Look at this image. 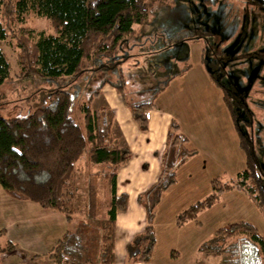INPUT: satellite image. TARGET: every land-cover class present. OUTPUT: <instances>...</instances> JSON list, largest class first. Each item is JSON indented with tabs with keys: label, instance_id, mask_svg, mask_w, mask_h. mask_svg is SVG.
Segmentation results:
<instances>
[{
	"label": "trees",
	"instance_id": "1",
	"mask_svg": "<svg viewBox=\"0 0 264 264\" xmlns=\"http://www.w3.org/2000/svg\"><path fill=\"white\" fill-rule=\"evenodd\" d=\"M157 1L166 2L0 0V41L6 38L9 25L14 21L23 22L24 15L29 12L45 17L53 29V33H45L20 28L17 35V60L21 74L37 73L52 79L71 75L72 78L67 82L73 83L86 71L109 72L87 94L85 100L76 105L72 101L81 93L79 85H75L73 91L59 86L47 92L44 104L25 114L0 115V187L14 198L27 199L42 208L57 211L69 224L73 223L72 228L67 229L47 253L53 264H113L115 215L125 209L127 204L126 193L116 194L115 177L118 168L130 159L131 151L113 138V111L106 106L93 109L91 101L105 83L113 86L125 101V80L117 63L129 55H122L120 44L124 43L125 37L135 32V25L147 20L152 3ZM202 37L197 34L189 39L201 40ZM201 42L204 44L201 63L222 92L223 101L239 133L246 166L226 181L229 183L221 184L220 179H213L207 196L177 213L175 221L181 224L195 218L201 209L217 199L219 192L233 185L249 192V197L264 217V173L250 134L240 126V114L244 112L242 109L246 111L243 98L231 82L227 84L219 78L225 55L218 49L215 40L214 44L203 39ZM92 60L93 67L83 66L86 61ZM9 68V62L0 47V83L7 80ZM154 94L148 100L133 104L125 101L140 131L147 130V110L155 106ZM185 143L186 137L179 131L175 120H171L160 153L159 174L149 187L137 195V202L145 211V225L127 244L130 262L147 263L151 258L155 242L152 224L155 205L160 195L175 182L177 168L195 154V150L187 149ZM85 149L90 164H103L101 176L110 194L100 219L97 218V195L90 175L82 208L76 209L67 195V181L76 160ZM74 214L85 219L74 221ZM3 234L0 230V238ZM14 248L13 241L4 240L0 243V253ZM198 250H204L209 255H221L222 264H264V237L246 220L217 227L199 244Z\"/></svg>",
	"mask_w": 264,
	"mask_h": 264
},
{
	"label": "crops",
	"instance_id": "2",
	"mask_svg": "<svg viewBox=\"0 0 264 264\" xmlns=\"http://www.w3.org/2000/svg\"><path fill=\"white\" fill-rule=\"evenodd\" d=\"M222 12V8L213 11L214 26L218 31L221 30ZM205 14L208 17V12ZM185 18L191 22L186 11ZM199 22V28L181 23L172 33L157 27L152 37L156 48L148 50L145 47V51L138 52L133 46L130 50V57H159L161 64L167 63L165 59L183 62L180 68L175 64L168 74L163 71L165 84L154 94L155 106L147 110L146 131L137 128L127 104L110 84L102 85L100 93L91 101L93 109L106 106L113 111V138L131 151L130 159L118 168L115 177L116 194L126 193L127 204L115 215L113 264H208L210 255L204 250L199 251V244L217 227L237 220H247L264 237V217L260 209L238 186L219 192L217 199L201 209L195 218L181 224L175 221L177 213L207 196L215 176L220 175L221 181L228 180L246 166L239 133L222 92L201 63L202 43L198 38L189 39L204 29ZM206 22L202 21V25ZM178 39L183 40L175 42ZM159 40L166 43L162 46ZM125 69L127 67L120 70L128 87ZM171 120H175L186 137L185 147L195 150V154L177 168L175 182L160 195L155 205L152 222L155 242L149 262H130L127 244L145 225V211L137 202V195L159 174L160 153ZM67 223L61 213L27 199L14 198L0 187V230L4 232L1 242L13 241L15 248L18 246L28 252L27 256L13 250L2 252L0 264H53L47 253L66 231ZM215 256L219 258L216 257L217 264H222V256Z\"/></svg>",
	"mask_w": 264,
	"mask_h": 264
},
{
	"label": "rangeland",
	"instance_id": "3",
	"mask_svg": "<svg viewBox=\"0 0 264 264\" xmlns=\"http://www.w3.org/2000/svg\"><path fill=\"white\" fill-rule=\"evenodd\" d=\"M166 1L168 4L159 1L152 3L151 14L148 15L147 20L141 25H135V32L125 37L123 40L125 44H120L122 48L120 46L119 48L122 50V55L127 53L130 57V50L133 46L137 47L138 52L145 51V47L149 48L148 50H151V47L156 48L157 44H153L155 42L152 37L155 36L153 30L157 27L170 30L172 33L177 29L176 27L179 28L181 23L187 22L186 24L189 26L199 28V21H201V26L204 27L202 31H206L201 32L203 34L200 33L203 36V41L211 43L214 38L219 40L218 49L223 51L225 55L222 59L223 68L220 70L219 78L224 83L231 82L243 98L246 111L242 109L244 112L240 114V126L246 133L250 134L254 143L255 154L264 173V0H211L210 3L205 2V0ZM179 3L182 4L178 5ZM218 8H222L223 11L220 19V31L216 29L213 21V11ZM185 11L186 15L190 16L191 22L190 19L185 18ZM206 12H208L209 19L206 17ZM204 20L207 22L202 25ZM22 27L34 32L53 33L48 20L33 12L24 15L23 22L14 21L9 25L6 38L0 41V47L10 66L7 80L0 83V115L7 117L25 114L36 106L44 104L47 92L59 86L68 91H73L75 85H79L81 93L72 101L76 105L85 100L87 94L95 89L102 78L108 75L109 72L104 70L86 71L84 75L77 77L73 83H68L67 81L72 78L71 75H62L52 79L37 73L21 74L17 60L19 51L17 35ZM138 27H140L139 30ZM228 29L230 33H225ZM209 32L211 33L205 35ZM159 42L162 46L166 43L162 40ZM184 42L189 41L185 40ZM201 43L202 54L204 44ZM117 54L119 55V53ZM128 57L125 62L117 63V67L119 69L127 67L125 75L129 86L124 87V98L127 103L131 104L152 98L160 86L165 84L163 71L165 70L168 74L172 67L178 65L180 68L183 63L180 60L174 62L171 59H165L167 63L161 64L158 63L159 57H145L143 55ZM168 57L172 56L168 55ZM93 63V60L91 62L86 61L83 66L93 67ZM111 78L114 79L113 76ZM87 157L88 151L85 149L76 160L73 172L67 181V195L70 203L76 209L82 208L86 199V188L90 175L97 195V218L100 219L104 215L110 194L106 181L101 176L103 164H90ZM219 176L217 175L215 178L220 179L221 176ZM226 181L228 180L220 182L222 184ZM243 190L251 196L246 189ZM73 219L74 221H82L85 218L74 214ZM72 226L73 223H67L66 230ZM23 250L18 249V246L13 249L18 255L27 256L28 252ZM216 257L210 255L208 264H217L216 261L219 258L216 259Z\"/></svg>",
	"mask_w": 264,
	"mask_h": 264
},
{
	"label": "flooded vegetation",
	"instance_id": "4",
	"mask_svg": "<svg viewBox=\"0 0 264 264\" xmlns=\"http://www.w3.org/2000/svg\"><path fill=\"white\" fill-rule=\"evenodd\" d=\"M201 33V32H200ZM199 32H197V34H200ZM195 36V35H194ZM217 39V40H216ZM214 40H215V44L217 45V46H220V44H219V40H218V38H214ZM213 40V41H214ZM211 42V43H213L214 44V42Z\"/></svg>",
	"mask_w": 264,
	"mask_h": 264
}]
</instances>
